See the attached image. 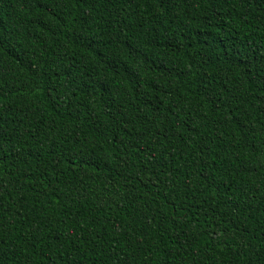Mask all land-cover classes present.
I'll use <instances>...</instances> for the list:
<instances>
[{"label":"trees","instance_id":"1","mask_svg":"<svg viewBox=\"0 0 264 264\" xmlns=\"http://www.w3.org/2000/svg\"><path fill=\"white\" fill-rule=\"evenodd\" d=\"M0 264H264V0H0Z\"/></svg>","mask_w":264,"mask_h":264}]
</instances>
